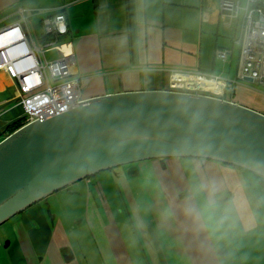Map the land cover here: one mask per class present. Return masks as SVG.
Instances as JSON below:
<instances>
[{"label":"crops","instance_id":"0c3cea01","mask_svg":"<svg viewBox=\"0 0 264 264\" xmlns=\"http://www.w3.org/2000/svg\"><path fill=\"white\" fill-rule=\"evenodd\" d=\"M20 9L26 13L25 30L37 46L43 43V21L63 12L67 33L56 47L40 52L39 60L72 56L71 72L80 79L83 100L171 90V72L179 70L192 76L181 80L184 86L195 84L199 75L236 81L230 89L208 87L219 91L212 96L264 114V86L236 80L240 21L222 20L218 0H0V30L20 20ZM242 16L243 11L238 19ZM224 51L222 60L218 54ZM18 96L14 79L0 70V141L22 117ZM208 161L202 162L206 178H219L213 192L243 190L247 196L238 195L237 201L241 217H248L256 208V192L246 189L247 180L235 169ZM163 163L120 167V176L123 170L126 177L130 172L137 177L115 183L117 198L111 202L95 196L102 192L100 184L81 180L68 186L61 199L59 193L52 196L54 201L32 205L0 226V264H221L227 252L218 251L211 240L188 191L182 161ZM48 202L52 220L46 213ZM80 210L83 214L77 215Z\"/></svg>","mask_w":264,"mask_h":264},{"label":"water","instance_id":"95a60500","mask_svg":"<svg viewBox=\"0 0 264 264\" xmlns=\"http://www.w3.org/2000/svg\"><path fill=\"white\" fill-rule=\"evenodd\" d=\"M171 158L215 161L264 182V114L217 96L157 90L90 98L24 124L0 141V226L100 172ZM253 202L262 204L259 195Z\"/></svg>","mask_w":264,"mask_h":264},{"label":"built area","instance_id":"2783aa9c","mask_svg":"<svg viewBox=\"0 0 264 264\" xmlns=\"http://www.w3.org/2000/svg\"><path fill=\"white\" fill-rule=\"evenodd\" d=\"M241 11L243 16L238 19ZM18 13L19 21L0 30V69L14 79L19 91L18 104L22 109L24 125L68 111L84 100L80 79L71 72L72 56H59L45 63L39 60L40 52L56 47L59 38L67 33L63 12L57 11L43 21V43L39 46L32 43L25 30V11L20 9ZM218 13L222 20L240 21L239 35L235 39L240 48L236 80L250 78L252 83L264 86V0H245L244 6L240 0H218ZM225 56V51L218 54L222 60ZM171 77L174 80L171 90L205 95L219 93L208 86L216 85L224 90L230 89L236 82L199 75L195 76V84L192 82L184 86L181 80L190 79L191 75L172 70Z\"/></svg>","mask_w":264,"mask_h":264},{"label":"rangeland","instance_id":"374dc122","mask_svg":"<svg viewBox=\"0 0 264 264\" xmlns=\"http://www.w3.org/2000/svg\"><path fill=\"white\" fill-rule=\"evenodd\" d=\"M180 160L182 161L185 179L188 182V191L194 196L199 205L201 216L205 221L209 234L212 236L211 240L218 246L216 248L218 251L224 250L227 252L226 256L221 258V264H264V182L253 173L237 168V173H241L240 177L247 180L243 185L247 186L249 191L256 192L255 195H259L262 198V204L250 210L248 217H241V206L239 201H237L238 198L230 199L229 197L226 199L227 192L224 194L213 192L212 187L215 183L219 184V178L216 177L217 179L208 181L206 178L208 175L207 170L202 165L204 161L193 158H181ZM207 161L205 160V162ZM197 162L200 165L198 168V170L201 169L200 173L196 169ZM134 165L130 164L121 167L128 170ZM119 169L121 168L117 167L113 171L100 172L89 178V180H82L81 182L85 184L90 181L95 184L94 186L100 184L102 192L95 194V196L106 197L111 202L115 197L117 198L115 183L128 178L123 170L120 176L121 170ZM161 169H165L164 163L161 165ZM128 176L130 177L128 180L131 182L135 181L137 177L134 174L131 175V172L128 173ZM144 179L148 180L149 178ZM67 188L61 189L48 198H50V201H54L55 197L52 196L60 193L58 197L61 199L63 197L62 194L68 193ZM186 192L180 193L179 196ZM49 202L47 203L48 209H46V213L48 210L50 211V214L47 215L49 220H52L53 212L50 210L52 204ZM76 214L82 215L83 212L80 210ZM6 241H4L2 247L6 244ZM6 264H9L7 260Z\"/></svg>","mask_w":264,"mask_h":264},{"label":"trees","instance_id":"16d2710c","mask_svg":"<svg viewBox=\"0 0 264 264\" xmlns=\"http://www.w3.org/2000/svg\"><path fill=\"white\" fill-rule=\"evenodd\" d=\"M21 125H22V119H20V121H18V122H16L15 124H13V125L8 129V133L10 134L11 132H13V131L16 130L17 128H19ZM171 159H178V158H171ZM180 159H181V158H180ZM199 160H201V161H205V159H199ZM217 163H218V162H217ZM219 164H221V163H219ZM221 165H224V164H221ZM229 168H233V169H235V170L238 171V169L235 168V167L229 166ZM237 171H236V175L239 177V173H237ZM246 188H247V187H246ZM232 191H235V190L233 189ZM238 191H239V189L236 190L235 192H232V196L230 197V199H234L235 195H236V198L238 197V195H241V194L243 195V197H244V195L247 196V194H246L245 192H243V190H242V192H241V190H240L239 194L237 193Z\"/></svg>","mask_w":264,"mask_h":264},{"label":"flooded vegetation","instance_id":"af4514ba","mask_svg":"<svg viewBox=\"0 0 264 264\" xmlns=\"http://www.w3.org/2000/svg\"><path fill=\"white\" fill-rule=\"evenodd\" d=\"M247 187V186H246ZM247 189V188H246ZM228 196H232V193H230V194H227V198H229Z\"/></svg>","mask_w":264,"mask_h":264},{"label":"bare ground","instance_id":"6f19581e","mask_svg":"<svg viewBox=\"0 0 264 264\" xmlns=\"http://www.w3.org/2000/svg\"><path fill=\"white\" fill-rule=\"evenodd\" d=\"M1 70V69H0Z\"/></svg>","mask_w":264,"mask_h":264}]
</instances>
